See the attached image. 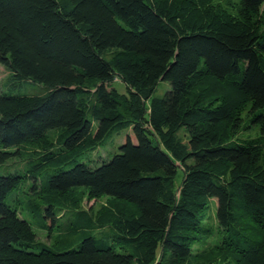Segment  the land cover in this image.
Segmentation results:
<instances>
[{"label":"trees","instance_id":"1","mask_svg":"<svg viewBox=\"0 0 264 264\" xmlns=\"http://www.w3.org/2000/svg\"><path fill=\"white\" fill-rule=\"evenodd\" d=\"M0 65V167L39 160L26 178L55 171L37 206L46 219L82 213L101 231L51 250L9 203L24 177L0 176V264H193L213 215L231 264H264V32L206 0H0ZM128 130L120 154L91 168ZM79 188L124 204L93 221Z\"/></svg>","mask_w":264,"mask_h":264},{"label":"rangeland","instance_id":"2","mask_svg":"<svg viewBox=\"0 0 264 264\" xmlns=\"http://www.w3.org/2000/svg\"><path fill=\"white\" fill-rule=\"evenodd\" d=\"M206 1L211 11L224 13L235 20H241L252 25L260 32H264V4L257 11L247 12L242 8L240 0ZM8 76L9 71L4 66L0 65V81L4 83ZM31 87L36 90L32 95L44 93L45 86L36 84ZM114 87L122 94L127 92L125 84L119 81L114 83ZM170 89L169 83L162 82L159 84L155 94L159 97H163ZM248 116L247 112L243 113V123L246 122ZM250 126L251 125L247 127L246 131H249L250 136L257 137L260 133L259 127L253 125V127L250 128ZM96 128L95 126V129ZM57 133L58 132L55 130L52 135ZM128 135H132L131 130L123 132L121 136L109 140L104 148L101 147L100 150L96 151L88 160L91 168H99L110 162L116 154H120L119 147ZM38 162L39 160L27 161L19 157H14L11 158L6 165L0 167V176L18 174L24 177L23 184L9 196V203L16 206L21 215L30 222L36 233L37 242H40L42 245L49 247L55 252H64L70 249H78L79 244L85 237H101L100 229L85 225V216L82 213L57 211L58 213L56 214V218H54V222L50 219H46V212L43 206L41 208H37V206L45 203L44 198L48 195L44 192L45 183L47 184L48 177L54 174L55 171L46 169L43 173V180L41 181L39 178L38 183L31 178H26L29 173L36 175L38 171L42 172L40 168L35 171L33 169L34 165ZM180 171L181 169L179 168L178 180L182 178V172ZM46 175H48L47 178H45ZM79 191L80 192L76 193L80 204L79 210L86 212L93 221L97 215L118 208L120 205L124 204L121 200L107 196L99 198L90 197L88 192L83 188H79ZM209 222L215 231L214 238H205V241L193 245V264H231L234 258L232 259L228 254L229 252L222 248L220 243L221 229L218 227L214 215ZM106 244L110 243L106 242Z\"/></svg>","mask_w":264,"mask_h":264}]
</instances>
